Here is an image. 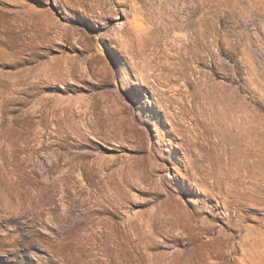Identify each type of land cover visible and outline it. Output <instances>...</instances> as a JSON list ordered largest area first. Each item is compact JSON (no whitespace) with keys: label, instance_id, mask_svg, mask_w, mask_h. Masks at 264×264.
Wrapping results in <instances>:
<instances>
[{"label":"rangeland","instance_id":"rangeland-1","mask_svg":"<svg viewBox=\"0 0 264 264\" xmlns=\"http://www.w3.org/2000/svg\"><path fill=\"white\" fill-rule=\"evenodd\" d=\"M0 264H264V0H0Z\"/></svg>","mask_w":264,"mask_h":264}]
</instances>
